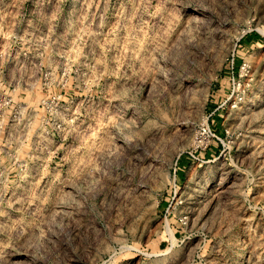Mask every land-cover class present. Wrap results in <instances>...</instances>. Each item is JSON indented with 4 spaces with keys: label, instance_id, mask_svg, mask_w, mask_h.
I'll use <instances>...</instances> for the list:
<instances>
[{
    "label": "rangeland",
    "instance_id": "1",
    "mask_svg": "<svg viewBox=\"0 0 264 264\" xmlns=\"http://www.w3.org/2000/svg\"><path fill=\"white\" fill-rule=\"evenodd\" d=\"M263 31L264 0H0V264H264Z\"/></svg>",
    "mask_w": 264,
    "mask_h": 264
},
{
    "label": "built area",
    "instance_id": "2",
    "mask_svg": "<svg viewBox=\"0 0 264 264\" xmlns=\"http://www.w3.org/2000/svg\"><path fill=\"white\" fill-rule=\"evenodd\" d=\"M206 129H207L206 134H207L208 137L213 136V137H215L218 141H221V138H220L219 136H217L213 131H211V129L208 127V124H207Z\"/></svg>",
    "mask_w": 264,
    "mask_h": 264
},
{
    "label": "trees",
    "instance_id": "3",
    "mask_svg": "<svg viewBox=\"0 0 264 264\" xmlns=\"http://www.w3.org/2000/svg\"><path fill=\"white\" fill-rule=\"evenodd\" d=\"M255 40H258V35H254L252 38H250L249 42H253Z\"/></svg>",
    "mask_w": 264,
    "mask_h": 264
},
{
    "label": "bare ground",
    "instance_id": "4",
    "mask_svg": "<svg viewBox=\"0 0 264 264\" xmlns=\"http://www.w3.org/2000/svg\"><path fill=\"white\" fill-rule=\"evenodd\" d=\"M263 33H264V31H263Z\"/></svg>",
    "mask_w": 264,
    "mask_h": 264
}]
</instances>
